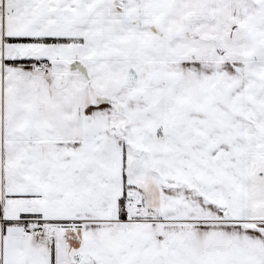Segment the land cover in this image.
Returning a JSON list of instances; mask_svg holds the SVG:
<instances>
[{
	"label": "snow or ice",
	"instance_id": "snow-or-ice-1",
	"mask_svg": "<svg viewBox=\"0 0 264 264\" xmlns=\"http://www.w3.org/2000/svg\"><path fill=\"white\" fill-rule=\"evenodd\" d=\"M0 264H264V0H0Z\"/></svg>",
	"mask_w": 264,
	"mask_h": 264
}]
</instances>
